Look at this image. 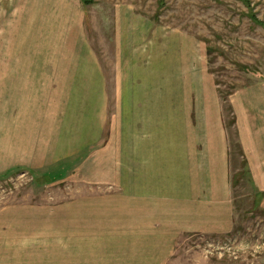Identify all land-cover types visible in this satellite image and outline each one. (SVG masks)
I'll use <instances>...</instances> for the list:
<instances>
[{
    "label": "crops",
    "instance_id": "obj_1",
    "mask_svg": "<svg viewBox=\"0 0 264 264\" xmlns=\"http://www.w3.org/2000/svg\"><path fill=\"white\" fill-rule=\"evenodd\" d=\"M4 26L1 54L51 55L0 68L4 156L30 170L81 169L83 184L61 209L20 217V264H168L183 236L232 232L230 140L195 40L133 42L109 99L79 0L17 3ZM231 103L261 206L264 129L252 127L248 99Z\"/></svg>",
    "mask_w": 264,
    "mask_h": 264
},
{
    "label": "rangeland",
    "instance_id": "obj_2",
    "mask_svg": "<svg viewBox=\"0 0 264 264\" xmlns=\"http://www.w3.org/2000/svg\"><path fill=\"white\" fill-rule=\"evenodd\" d=\"M20 2L29 0H0V50L4 24L8 25L9 17L12 20L13 8ZM79 2L86 38L109 79V99L114 98L112 78L120 65L119 54L129 53L133 42L143 45L153 38L161 41L168 34H183L195 40L196 52L201 48L204 68L212 76L222 103L230 140L234 229L222 235L183 236L168 264H264V205L260 206L246 174L241 129L231 103L234 98L248 99L250 118L255 120L252 127L259 128L261 123L260 129H264V0ZM34 55L51 56L0 53V68L23 65L26 56ZM43 60L51 62L50 58ZM1 119L0 115V264H20L24 245L20 235L26 233L20 217L61 209L70 195L82 192V171H71L67 176L64 170H30L15 165L18 161H8ZM75 162L81 163L82 155L76 156Z\"/></svg>",
    "mask_w": 264,
    "mask_h": 264
},
{
    "label": "trees",
    "instance_id": "obj_3",
    "mask_svg": "<svg viewBox=\"0 0 264 264\" xmlns=\"http://www.w3.org/2000/svg\"><path fill=\"white\" fill-rule=\"evenodd\" d=\"M82 1H83V3H85V4H89V3L92 2V0H82ZM252 19H254V20L257 22V20L255 19V17H253ZM256 195H257L258 198H260V195H258L257 193H256ZM262 195H264V194H262Z\"/></svg>",
    "mask_w": 264,
    "mask_h": 264
}]
</instances>
